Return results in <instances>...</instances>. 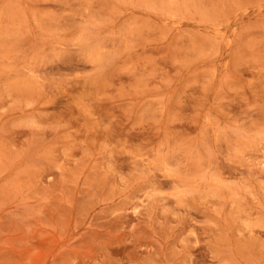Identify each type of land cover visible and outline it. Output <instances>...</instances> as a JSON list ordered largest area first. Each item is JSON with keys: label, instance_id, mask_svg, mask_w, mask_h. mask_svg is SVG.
I'll list each match as a JSON object with an SVG mask.
<instances>
[{"label": "rangeland", "instance_id": "obj_1", "mask_svg": "<svg viewBox=\"0 0 264 264\" xmlns=\"http://www.w3.org/2000/svg\"><path fill=\"white\" fill-rule=\"evenodd\" d=\"M0 264H264V0H0Z\"/></svg>", "mask_w": 264, "mask_h": 264}]
</instances>
